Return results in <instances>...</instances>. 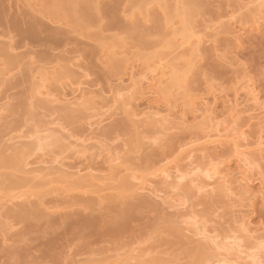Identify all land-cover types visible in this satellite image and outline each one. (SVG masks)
Returning a JSON list of instances; mask_svg holds the SVG:
<instances>
[{"label":"rangeland","instance_id":"1","mask_svg":"<svg viewBox=\"0 0 264 264\" xmlns=\"http://www.w3.org/2000/svg\"><path fill=\"white\" fill-rule=\"evenodd\" d=\"M247 1L0 0V11L2 12H0V32L8 28L6 26L4 28V25L13 21H18L22 28H26L27 24L29 25L32 21H29L31 18L36 22L38 20L41 26H38L41 28L40 31V28L37 30L38 32L30 29L32 35L28 31L30 35L28 33L24 37L16 35V39L14 38L16 42L18 41L20 48L17 47V51L11 50V52L21 54L22 59L18 64L9 65V67L2 63V66V61H0V159H2L0 160V264H155L154 261L156 264H195L200 258L202 252L200 250L204 248L200 247L209 244L208 241L206 244L205 241H197L204 237L203 234L201 237L197 236L201 228L207 229L204 230L205 234L219 235L217 240L219 243L221 241V244L233 243L229 244L232 248L234 247L233 249L230 247L232 252L236 248L238 250L239 247L248 245L246 240L248 236L245 235L241 219L247 221L249 219L248 223H251L248 225L251 226L254 234L257 233L256 236L264 235V160H261L263 163L257 161L260 167L254 163L256 168L251 170L245 167L246 169L241 170L244 165L241 166L236 152L235 155L227 145L216 148L212 146L205 150L206 152L197 151L196 149L199 148L197 143H200L198 140L200 137L203 138L202 135L210 128L209 130L204 129L206 131L202 130L207 124L200 126L204 120L202 117L196 118V112L193 109L200 99L201 104L202 99H209L215 106L214 116L216 117L213 121L216 120V122H211L215 127L223 129L232 127L231 124H233L234 129L237 126L238 132L240 128L243 129H241L242 132L245 130L249 140L257 139L260 123L264 121V114H262L264 113V17H261L264 12H259V14L262 13L261 16L259 14L255 16L260 11H256L257 7H254L258 4H254L253 1L246 3ZM179 15H186L183 17L188 19L189 26L193 28L189 30L190 32L195 30L203 37H201L203 41L207 39L206 42H202L204 44L200 45L201 51L198 50L200 54L197 51L198 58L194 57L195 52L187 53L189 51L187 43L183 47L177 44L179 40L176 39L179 37L174 36V29L176 32L183 29L180 23L183 17ZM26 21L29 22L25 25ZM237 29L239 30L236 33ZM218 31L221 32L219 35L216 34L219 33ZM57 32L62 35H57ZM38 37L41 40L37 39ZM46 38L48 41L43 40ZM7 41L9 39L0 33V46ZM114 47L117 48L114 49ZM112 52H116V54L113 53L115 56ZM190 55L193 56V59L191 57L193 67L190 71V78L188 77L186 81V87L179 89L178 92L176 89L174 94H171L172 97L168 98L170 95L167 96L163 91L164 87L162 89L164 82L160 86L152 81L154 77L156 79L159 77L156 71L160 73L161 69L167 67L168 70L175 65L176 68L185 69L186 62L183 61ZM178 62L181 64L179 65ZM158 64L159 68L161 67L160 70H157L159 69ZM149 66L151 68H148ZM153 66H157V69L152 72ZM60 67L64 71L66 67L74 71L69 76L66 74L68 77L66 75L62 77L66 72L64 73ZM145 70L149 71L147 72L148 78L155 76L152 79L147 77L144 79ZM131 71L135 72L137 79L143 75L145 82H150L148 84L142 80L148 86L141 85L142 93L145 94H139L140 97L133 100V102L136 101L134 105L129 106L138 113L135 117H132L128 111L125 112L123 99L117 101L118 103L111 101L114 88L116 89L119 84L122 86L130 83ZM139 73L144 74L140 76ZM70 76L72 79L69 78ZM41 77L45 80H41ZM50 77L56 80L53 79L51 82ZM165 78L164 81L167 80V76ZM79 80L84 81L82 83L84 85H81L83 88L86 87L84 90L88 87L87 96L90 95L92 98L91 101L88 99L87 102L81 101L84 103L81 106L78 104L70 107V110L60 102L50 101L49 103V96L37 93L39 88L44 92L48 88L53 92V96L66 92L69 97L73 98L72 96L76 93L72 91ZM168 81L169 79L165 83L167 84ZM245 82L251 85L248 84L249 91L254 92V96L257 95L255 96L256 101L245 91L247 87L244 90L247 86ZM131 93L133 96H138L136 90ZM234 95L238 96V102H241L239 108L247 110L242 112L239 119L231 118L233 111L229 109ZM190 96L197 103H190ZM212 97H216L214 98L216 102ZM187 98L190 105H187ZM106 101L111 102L109 104ZM110 106L111 111L107 109ZM252 109H255L254 112ZM156 111L160 112L156 115L159 121L155 123L151 118ZM250 112L254 115L259 113L263 117L262 119L259 117L250 119ZM130 117L133 119L131 120ZM231 119L236 121L238 119L237 125L231 122ZM37 134L39 137L41 135L42 141L39 142L40 146L34 150L32 141ZM82 142L84 146L81 145ZM195 142L198 148L193 147ZM190 144L196 151L190 148ZM190 149L195 153L191 151V154ZM187 152L190 154L188 155ZM114 158L117 159L114 160ZM37 159L40 162L47 160L48 164H42ZM24 160L30 161V165L23 166ZM10 161L12 166L13 163L22 166L12 167ZM6 164L10 166L6 167ZM44 164H47L50 170L48 172H51L47 176L48 172L46 174L44 172L48 168L43 170L46 178L43 175L40 177L41 173H36L40 178H32L31 172L26 171L33 167L42 169ZM164 164L178 165L182 173L180 174L179 171V175L183 178L178 179V172H172L177 173V178L170 177V181L167 180L166 183L161 176L162 182L157 173L161 171L159 169H163L161 165ZM209 165L221 168L228 174V177L230 175L235 179L238 178L236 179L238 181L243 180L242 184L244 180H248L245 182L248 187L246 185L245 187L250 190L252 196L246 194L245 190L242 191L244 187L239 189L245 195H239L241 192H237L238 194L233 197L230 194L228 196L226 192L223 193V190V192L220 189V191L217 190L220 187L216 184L214 185L216 189L214 188L213 191L209 189L208 192L207 189V192H199L197 189L196 192L194 189L197 187L194 188V184L199 181L202 185L207 180L202 176L203 173H200V169L204 171V168L210 167ZM196 166L199 170L195 169ZM60 167H64L67 171H61ZM168 169L174 171V167ZM240 171H247V175L243 173L245 175L240 176L242 173ZM153 173L157 175V179ZM131 174H135L132 175L135 176L134 179L130 176ZM73 175L74 178H72ZM176 176L173 174V177ZM94 177L98 178L97 181ZM151 178L154 180L152 181ZM142 179L151 181V183L147 182L151 187L154 184V188L152 187L155 191L154 195L148 191V193L131 191L132 180L137 183L143 181ZM235 179L233 178L234 186L237 182ZM173 180L177 182V185L172 183ZM76 182L81 183V186ZM125 183L128 185L126 190L124 187L126 185H123ZM238 187L234 188L237 190ZM173 201L186 204L183 206L181 203V205L176 203L177 206L183 208L174 207L171 205ZM194 221L195 226L191 223ZM193 228H196V234ZM189 229L191 231L193 229L194 237ZM252 240L250 239L249 242ZM234 241L240 243L235 242L236 248ZM248 246L243 249L246 253L248 248L252 247ZM262 253L259 255L260 259L263 256ZM244 261L238 263L246 264Z\"/></svg>","mask_w":264,"mask_h":264},{"label":"bare ground","instance_id":"2","mask_svg":"<svg viewBox=\"0 0 264 264\" xmlns=\"http://www.w3.org/2000/svg\"><path fill=\"white\" fill-rule=\"evenodd\" d=\"M158 1V0H157ZM246 1V0H245ZM253 1V3L254 4H258V6H255L254 4V7H257V9H255V8H253V9H255L256 11L257 10H260V11H258L257 13H256V15L255 16H257V14H259V12H264V0H251V1H247L246 3H248V2H252ZM72 2V1H71ZM71 2H67V3H71ZM240 2V1H239ZM241 3V2H240ZM239 3V4H240ZM66 4V3H65ZM56 5V4H55ZM71 5V4H70ZM69 5V6H70ZM244 6H248V5H245L244 4ZM243 6V7H244ZM250 6V5H249ZM71 7V6H70ZM242 11V10H241ZM1 12V11H0ZM179 12H181L180 10H179ZM232 12V11H231ZM230 12V13H231ZM238 11H236V13H237ZM2 13V12H1ZM176 13V12H175ZM262 13H260V14H262ZM259 14V15H260ZM170 15V14H169ZM175 15V14H174ZM178 15V14H177ZM176 15V16H177ZM187 15V14H186ZM186 15H179V16H181V17H183V16H186ZM223 15V14H222ZM226 15V14H225ZM254 15V13H252V16ZM258 15V17L260 18V16ZM264 15V13L262 14V18L264 17L263 16ZM176 16H173V17H176ZM219 16V15H218ZM231 16V15H230ZM255 16H253V17H255ZM178 17V16H177ZM220 17H222V16H220ZM226 17V16H225ZM258 17H256L257 19H258ZM228 18V17H227ZM233 18V17H232ZM2 19H3V17H2ZM30 19V18H29ZM28 19V20H29ZM222 19V18H221ZM254 19V18H253ZM32 20V21H31ZM35 20V19H34ZM32 18L29 20V21H31L30 22V24L28 25L27 24V26L28 27H24V28H22L21 26H20V24L18 23V21H13L12 23H9L8 25H4V28H6V27H8V28H6L5 29V31H4V29H3V31L2 32H0L2 35H4V37H7V39H9V41H7V43H4L2 46H0V57H1V60L0 61H2L1 62V64L3 63V64H5V65H15V64H18L19 62H20V59H22V58H20V55L21 54H14V53H12L11 52V50H16L17 51V47L18 48H20L19 46V43H18V41L16 42L15 40H14V38L16 37V35H19V36H21V37H24L27 33H28V31H30V29L31 30H38L41 26H40V23H38V20H37V22L36 21H34ZM237 20V19H236ZM236 20H234L235 22H236ZM255 20V19H254ZM6 21H8L7 19H6ZM11 21V20H10ZM29 21H26V22H24V24L25 23H27V22H29ZM180 21V20H179ZM220 21V20H219ZM228 21H230L229 19H228ZM238 21V20H237ZM1 22H2V20H1ZM191 22H193V21H191ZM181 26H182V28L183 29H181V30H178L177 32L175 31V29H174V36L177 38V37H179V39H176L174 36H172V38L174 37L176 40H179L178 42L179 43H177L178 45H179V47L180 46H184V44L186 45V43L189 45H187L189 48L187 49V50H189V51H187V53H191V54H193L194 52V57L195 56H197V57H195V58H198V55H196V54H198L201 50V48H200V45H201V43L202 42H206L207 41V39H204V41H203V37L202 36H200L198 33H197V31H195L194 30V32H190L191 30L190 29H192L193 30V28H191L190 26H189V21H188V19H185L184 17L181 19ZM256 23V22H255ZM263 23V22H262ZM261 23V24H262ZM217 24V23H216ZM219 24V23H218ZM223 24V23H222ZM239 24V23H238ZM260 24V23H259ZM26 25V24H25ZM191 25V24H190ZM210 25V24H209ZM227 25V24H226ZM230 25V24H229ZM6 26V27H5ZM38 26H40L39 28H38ZM219 26V25H218ZM224 26V25H223ZM228 26V25H227ZM234 26V25H233ZM255 26H257V24H255ZM209 27V26H208ZM177 28V27H176ZM205 28V27H204ZM239 28V27H238ZM178 29V28H177ZM218 29H219V27H218ZM221 29H223V28H221ZM225 29V28H224ZM258 29V28H257ZM41 30V28L39 29V31ZM190 30V31H189ZM212 30H214L215 31V29H213L212 28ZM226 30V29H225ZM239 29H237L236 30V33H237V31H238ZM52 31V30H51ZM57 31V30H56ZM207 31V30H206ZM233 31V30H232ZM15 32V33H14ZM32 31H30V33H31ZM38 32V31H37ZM41 32H43V31H41ZM217 32V31H216ZM219 32V31H218ZM235 32V31H234ZM13 33V34H12ZM36 33V32H35ZM34 33V34H35ZM53 32H51V34H52ZM197 33V34H196ZM221 32H219V33H216V34H220ZM57 35L59 34L58 32L56 33ZM56 34L54 35V36H56ZM196 34V35H195ZM201 34V33H200ZM215 34V35H216ZM28 35H30L29 33H28ZM31 35H32V33H31ZM38 35H40L39 33H38ZM60 35V34H59ZM62 35V34H61ZM60 35V36H61ZM232 35V34H231ZM36 36V35H35ZM34 36V38H36ZM53 37V36H52ZM202 37V38H201ZM19 38V40H20V37H18ZM54 38V37H53ZM56 38V37H55ZM62 38V37H61ZM173 38V39H174ZM206 38V37H205ZM209 38V37H208ZM236 38V37H235ZM16 39V38H15ZM37 39H40L39 37L37 38ZM22 40V39H21ZM41 40V39H40ZM43 40H47V38L46 39H43ZM175 40V41H176ZM209 40V39H208ZM217 40H218V38H217ZM48 41V40H47ZM212 41H213V39H212ZM45 42V41H44ZM215 42H217V41H215ZM26 43V42H25ZM21 44V43H20ZM49 44V43H48ZM202 44H204V43H202ZM0 45H1V42H0ZM27 45V44H26ZM113 45H115V44H113ZM177 45V46H178ZM21 46H23V45H21ZM50 47H52V45L50 46ZM112 48H113V46H111ZM202 47H203V45H202ZM107 48V47H106ZM115 48H117V47H114V49ZM204 49V48H203ZM52 50V49H51ZM106 50H108V49H106ZM179 50V49H178ZM190 50H192V51H190ZM198 50H200V51H198ZM109 51V50H108ZM111 51V50H110ZM109 51V52H110ZM181 51V50H180ZM197 51H198V53H197ZM116 52H118V50H116ZM116 52L114 53V52H112V55H114V54H116ZM182 52V51H181ZM43 53H47V52H43ZM114 53V54H113ZM189 53V54H190ZM181 55H182V53H180ZM180 54H178L179 56H180ZM200 54V53H199ZM115 56V55H114ZM117 57V56H116ZM178 57V56H177ZM188 57V56H187ZM186 57V59H185V61H183V59L181 58V60L183 61V62H186L184 65L186 66V68L184 69L183 67H181V69H179V68H176L177 66L175 65V67H171V68H169L168 70H167V67L166 68H164V69H161V67L159 68V64L157 65L158 66V68L159 69H157V66H153L152 67V69H151V71L153 72V71H155L156 69L157 70H160L161 69V72L159 73V71H156V74H159V75H157V76H159L157 79L154 77L155 75H154V73H152L151 71H150V73H152L154 76H152V78H148L147 76H148V74H147V72H149V71H146L145 70V74L146 75H144L145 77H144V79H146V77L148 78V79H152V81H153V83H155L156 85L157 84H161L162 85V83L165 85L166 83V81L169 79V81L167 82V84L164 86V85H162V89H163V87H164V89H163V91L167 94V96H169L170 95V97H168V98H171L172 97V95L171 94H174V91H176V89H177V92H178V90L179 89H181V88H183L184 86H185V84H187V82L186 81H188L187 79H188V77H189V75H190V71H191V68L193 67V56L192 55H190L188 58ZM191 57H192V59H191ZM184 58V57H183ZM158 59V58H157ZM156 60V59H155ZM160 60H162V58L160 59ZM180 60V59H179ZM198 60V59H197ZM22 61V60H21ZM123 61V60H122ZM157 61V60H156ZM171 61V60H170ZM181 61V62H182ZM195 61V60H194ZM197 62V61H196ZM77 63V62H76ZM156 63V62H155ZM155 63L153 64V65H155ZM174 63V62H173ZM179 63V62H178ZM3 64H2V66H3ZM119 64H121V63H119ZM125 64V63H124ZM163 64H165L164 62H163ZM169 64V63H168ZM170 64H171V62H170ZM181 63H179V65H180ZM76 65V64H75ZM166 65H167V63H166ZM1 66V65H0ZM182 66V65H181ZM10 67V66H9ZM73 67V66H72ZM62 70H63V68L62 67H60ZM65 68V67H64ZM77 68V67H76ZM148 68H151L150 66L148 67ZM183 68V69H182ZM60 69V70H61ZM66 70L64 71V73L65 74H63V76L62 77H65V75L67 74L68 76L69 75H71L72 73V71H74V70H71L69 67L67 68H65ZM70 69V70H69ZM73 69V68H72ZM4 70V69H3ZM149 70V69H148ZM5 71V70H4ZM52 72V71H51ZM61 72V71H60ZM60 72H58V73H60ZM132 72V71H131ZM131 72H130V74H131ZM144 72V71H143ZM158 72V73H157ZM42 73H43V70H42ZM50 73V72H49ZM135 73V72H134ZM133 72H132V74L129 76L130 77V79H129V81H130V83L128 82V83H125L124 85H122V86H120V84L117 86V88L115 89L114 88V93H113V95H112V100L111 101H113V102H117V101H119L120 99L122 100L123 99V101L122 102H124L123 104V106L125 107V109H126V111L125 112H127L128 111V113L130 114V115H132V117L134 116H136L138 113H136L133 109H131V107H129V106H131V105H134V103L136 102H133V100H137L138 99V97H140L139 96V94H145V93H142V90H141V85H143L144 83H146L145 82V80L143 79V75L142 74H144V73H142V74H140L139 73V75L142 77V79H141V77L140 76H138V78L140 77V79H137L136 77H135V74H134ZM52 74H55V73H52ZM51 74V75H52ZM50 75V76H51ZM58 75H60V74H58ZM66 75V76H67ZM40 76H42V74L40 75ZM61 76V75H60ZM67 76V77H68ZM156 76V77H157ZM167 76V80L166 81H164V79H166L165 77ZM49 77V76H48ZM53 77H54V75H53ZM72 77H74V75L72 76ZM245 77V76H244ZM42 78V77H41ZM69 78H71V76L69 77ZM190 78V77H189ZM246 78V77H245ZM52 80L51 82H53V79H55L56 80V78H53L52 79V77H50L49 78V80ZM72 79V78H71ZM41 80H45L44 78H42ZM55 80H54V82H55ZM142 80H144L143 82H142ZM154 80H156L155 82H154ZM81 80H79L78 81V83L77 84H75V87L73 88L74 90L72 91V93H76L74 96H72L73 98H71V97H69V95H67L66 94V92L65 93H61L60 95H57L56 96V94H55V96H53V92H51V91H49L48 90V88H47V90H46V92H44V90L42 91L40 88H39V90H38V92H37V89L35 90L37 93H39V94H44V95H46V96H49V103H50V101L51 102H60V103H62L63 105H65L66 106V108H69V110H70V107H72V106H74V105H80L81 106V104L83 103V102H81V101H86L87 99L88 100H90L92 97L89 95V96H87V94L89 93L88 92V87H87V90H84L85 88H83L82 87V85H84V84H82L84 81H82V82H80ZM248 81V80H247ZM50 82V81H49ZM73 82V81H72ZM249 82H250V80H249ZM42 83V82H41ZM148 84L150 83V82H147ZM246 84H247V86H245V85H243V86H245L244 87V90L246 89V87H247V89L245 90V91H247L248 93H249V97L252 95V98L254 99L255 98V96L257 97V95H253V93L254 92H251V91H249L250 90V87H249V83H247V82H245ZM47 84H48V82H47ZM46 84V85H47ZM74 84V83H73ZM82 84V85H81ZM249 84V85H248ZM50 85V84H49ZM57 85V84H56ZM61 85V84H60ZM62 85H63V83H62ZM81 85V86H80ZM145 86H146V84H144ZM160 85V86H161ZM44 86V85H43ZM154 86V85H153ZM251 86V85H250ZM146 87H148V86H146ZM151 87V86H150ZM186 87V86H185ZM36 88H37V86H36ZM161 88V87H160ZM158 89V88H157ZM133 90H136V93H138V96H133V94L131 93V91L133 92ZM148 89H146V91H147ZM159 90V89H158ZM189 90V89H188ZM252 90V89H251ZM150 91V90H149ZM148 91V92H149ZM172 91H173V93H172ZM190 91V90H189ZM253 91V90H252ZM61 92V91H60ZM145 92V91H144ZM155 92V91H154ZM157 92V91H156ZM162 92V91H161ZM180 92V91H179ZM247 92H245L246 93V95L248 96V93ZM71 93V94H72ZM129 93H131V94H129ZM150 93H152V91L150 92ZM160 93V92H159ZM169 93V94H168ZM212 93V92H211ZM210 93V94H211ZM244 93V94H245ZM251 93V94H250ZM185 94V93H184ZM191 94H193L192 92H191ZM235 94V93H234ZM236 94H238V93H236ZM79 95V96H78ZM92 95V94H91ZM128 95V96H127ZM186 95V94H185ZM239 95V94H238ZM50 96L52 97V98H50ZM98 96H99V94H98ZM167 96H165V97H167ZM174 96V95H173ZM188 96V95H187ZM213 96V95H212ZM186 97V96H185ZM197 97V96H196ZM233 97V96H232ZM237 97L238 96H235L234 95V99H233V101H232V99H231V102H230V104H229V109L231 110V112L233 113V117L231 116V118H240V116H241V114H242V112H245V111H247V110H242V109H240L239 108V105H240V103L238 102V99H237ZM97 98H99V97H97ZM182 98V97H181ZM184 98V97H183ZM182 98V99H183ZM192 97L190 96V101H188L189 99L187 98V100L186 101H188V103H187V105L189 104L190 105V103H192V104H194V102H196L194 99H191ZM200 98V97H199ZM213 98V97H212ZM214 98H216V97H214ZM213 98V99H214ZM229 98V97H228ZM47 99V98H46ZM198 99V98H197ZM205 99V98H204ZM204 99H202V104H201V102H199L198 100V104H199V106H194L193 107V109H194V112H196V118H198V117H202L203 118V122H202V124H200V126H202V125H205V124H207L206 125V127H200V128H202V130L203 131H206L208 128H210V130L209 131H206V133L204 134V135H202L203 136V138L202 137H200V139L198 140L200 143H197V145H199L198 147H197V145H196V142H198L197 140H195L196 142L194 143V146L193 147H195V148H198V149H196L197 151H202V150H208V148L209 147H212L213 146V148H216V147H218V146H225V145H227V146H229V148L232 150V151H234V154H235V152H236V156L237 157H239V161L241 162V166H243L244 165V167H240L241 168V170L242 169H251L252 170V168H254L255 166H254V163H255V165H256V163L258 164V162L260 161V162H262L263 160H264V121H262L261 123H260V130H259V135H257L258 137H257V139L256 140H249L248 139V137L246 136V133L243 131H241V129L242 128H240V132H238L237 131V129H236V127H235V129H234V126H233V124H231L232 125V127L230 126V124H229V126L230 127H224L223 129H219L218 128V126H216L215 127V125H213L211 122H216V120H214L213 121V119H214V117H216V116H214V108H215V106H214V104H213V102L212 101H209V99L208 100H206L205 99V101H203ZM212 99V100H213ZM218 99V98H217ZM247 99V98H246ZM253 99H250V100H253ZM93 100V99H92ZM248 100V99H247ZM246 100V101H247ZM255 101H256V98L254 99ZM84 101V102H85ZM91 101V100H90ZM110 101V102H111ZM175 101V100H174ZM184 101V100H183ZM255 101H253V103L255 102ZM87 102V101H86ZM100 102V101H99ZM107 102V101H106ZM105 102V103H106ZM109 102V101H108ZM107 102V103H108ZM110 102H109V104H110ZM121 102V101H120ZM119 102V103H120ZM172 102V101H171ZM190 102V103H189ZM214 102H216L215 101V99H214ZM251 102V101H250ZM90 103V102H89ZM118 103V102H117ZM117 103H115V104H117ZM173 103V102H172ZM182 103H185V102H182ZM185 103V104H186ZM197 103V102H196ZM252 103V104H253ZM256 103V102H255ZM254 103V104H255ZM258 103V102H257ZM46 104V103H45ZM84 104V103H83ZM82 104V105H83ZM94 104V103H93ZM99 104V103H98ZM104 103H102V105H103ZM109 104H107V105H109ZM137 104V103H136ZM168 104V103H167ZM191 104V105H192ZM213 104V105H212ZM259 104V103H258ZM47 106L49 105V104H46ZM104 105H106V104H104ZM113 105V104H112ZM111 105V106H112ZM216 105V104H215ZM256 105V104H255ZM111 106L108 108L107 107V109H110L111 108ZM183 106H184V104H183ZM104 107H106V106H104ZM112 107H114V106H112ZM133 107V106H132ZM160 107V106H159ZM128 108V109H127ZM129 108H130V110H129ZM112 109V108H111ZM111 109H110V111H111ZM124 109V110H125ZM160 109V108H159ZM65 110V109H64ZM63 110V111H64ZM133 110V111H132ZM158 110V109H157ZM253 110V109H252ZM255 110V109H254ZM254 110H253V112H254ZM257 110V109H256ZM107 111H109V110H107ZM249 111H250V109H249ZM248 111V112H249ZM68 112V111H67ZM71 112H73V111H71ZM159 112L160 111H156V112H154L153 113V117L151 118V119H153L152 121L153 122H158L159 121V119L157 120V116L156 115H159ZM169 112H171V111H169ZM168 112V113H169ZM216 112H217V110H216ZM262 112V111H261ZM112 113V112H111ZM111 113H110V115H111ZM112 114H114V112L112 113ZM152 114V113H151ZM150 114V115H151ZM250 114H251V112H250ZM258 114V115H257ZM261 114V113H260ZM262 114H264V113H262ZM100 115V114H99ZM98 115V116H99ZM102 115V114H101ZM145 115V114H144ZM149 115V117H151ZM169 115V114H168ZM170 115H171V113H170ZM105 116V115H104ZM162 116V115H161ZM160 116V117H161ZM264 116V115H263ZM262 116V117H263ZM100 117V116H99ZM110 117V116H109ZM128 117V116H127ZM132 117H130L131 118V120L133 119ZM148 117V116H147ZM159 117V116H158ZM159 117V118H160ZM163 117V116H162ZM161 117V118H162ZM258 117L260 118V119H262V117L259 115V113H256L255 115L254 114H251L250 115V119H258ZM164 118V117H163ZM101 119V118H100ZM166 119V118H165ZM173 119V118H172ZM179 119V118H178ZM182 119V118H181ZM189 119V118H188ZM238 119H237V121H238ZM259 119V120H260ZM105 120V119H104ZM168 120H169V118H168ZM232 120V121H231ZM230 121L231 122H234V124L235 125H237V121L236 120H233V119H231ZM96 121H97V119H96ZM103 121V120H102ZM236 121V122H235ZM99 122H101V120H99ZM133 122V121H132ZM138 122V121H137ZM252 122V121H251ZM250 122V123H251ZM249 123V124H250ZM257 123H258V121H257ZM96 123H94V125H95ZM133 124V123H132ZM135 124V123H134ZM154 124V123H153ZM178 124V123H177ZM198 124V125H197ZM196 125L197 126H199V123H197ZM252 124V123H251ZM91 125H93L92 124V122H91ZM155 125V124H154ZM208 125H211V126H208ZM218 125H220V124H218ZM239 125V124H238ZM173 126V125H172ZM214 126V128H211V127H213ZM90 127V126H89ZM97 127V126H96ZM174 127V126H173ZM95 128V127H94ZM194 128H195V126H194ZM199 128V127H198ZM164 129V128H163ZM167 129H168V127H167ZM204 129H206V130H204ZM239 129V128H238ZM165 130V129H164ZM199 130H201V129H199ZM243 130V129H242ZM166 131V130H165ZM39 133V132H38ZM39 134H37L36 135V139L34 140L33 139V146H31V147H33V149L35 148V149H37V147L38 146H40V141H42V139H40L41 138V135H40V137L38 136ZM38 136V137H37ZM14 138V137H13ZM16 138V137H15ZM38 138V139H37ZM198 138V137H197ZM40 139V140H39ZM85 139V138H84ZM202 139V141H200ZM12 140V139H11ZM86 140V139H85ZM89 140V139H88ZM78 141V140H77ZM84 141V140H83ZM87 141V140H86ZM90 141V140H89ZM192 141V140H191ZM31 142V143H32ZM40 142V143H39ZM80 142V141H79ZM88 142V141H87ZM194 142V141H193ZM34 143H35V145H34ZM89 143V142H88ZM139 143V142H138ZM137 143V144H138ZM190 143V142H189ZM13 144V143H12ZM12 144H11V146H12ZM79 144H81V143H79ZM192 145H193V143H191ZM190 144V145H191ZM28 145V144H27ZM81 145H83L84 146V144H83V142H82V144ZM88 145V144H87ZM183 145V144H182ZM182 145H181V147H182ZM186 145V144H185ZM192 145L190 146V148L192 147ZM196 145V146H195ZM180 146V145H179ZM87 147V146H86ZM191 148V149H194V148ZM233 147V148H232ZM16 148V147H15ZM83 148V147H82ZM186 148V147H185ZM185 148H183V149H185ZM31 149V148H30ZM34 149V150H35ZM189 150V152L191 153V151L193 152L194 150ZM234 149V150H233ZM195 150V151H196ZM177 151V150H176ZM181 151H182V149H181ZM188 151V150H187ZM195 151H194V153H195ZM200 151V152H201ZM203 151V152H204ZM206 152V151H205ZM18 153V152H17ZM27 153V152H26ZM189 153V154H190ZM19 154V153H18ZM177 154V153H176ZM187 154H188V152H187ZM188 154V155H189ZM192 154V153H191ZM202 154V153H201ZM232 154H233V152H232ZM1 155V154H0ZM3 155V154H2ZM21 155H22V153H21ZM25 155V154H24ZM187 155V156H188ZM239 155V156H238ZM19 156V155H18ZM17 156V159L19 158ZM255 156H257L256 157V159H255ZM4 157V156H3ZM2 157V158H3ZM22 157V156H21ZM191 157V156H190ZM206 157V156H205ZM208 157H210V156H208ZM5 158V157H4ZM7 158V157H6ZM16 158V157H15ZM14 158V159H15ZM42 158V157H41ZM167 158V157H166ZM186 158H188V157H186ZM10 160H11V158H9ZM21 159V158H20ZM45 159V158H44ZM117 159V158H116ZM115 158H114V160H116ZM210 159V158H209ZM0 160H2V159H0ZM4 160V159H3ZM13 160V159H12ZM26 160V159H25ZM24 160V165L23 166H28V165H30V161L28 162V161H25ZM33 160V159H32ZM176 160V159H175ZM208 160V159H207ZM262 160V161H261ZM6 161V160H5ZM14 161V163H16L15 162V160H13ZM20 161V160H19ZM37 161L38 162H40L38 159H37ZM36 161V162H37ZM256 161V162H255ZM258 161V162H257ZM2 163H3V161H1ZM32 162H34V161H32ZM36 162H34V163H36ZM42 162V161H41ZM40 162V163H41ZM113 162H115V161H113ZM169 162H171V161H169ZM238 162V161H237ZM240 162H239V165H240ZM259 162V163H260ZM13 163V166H12V164H11V161H10V165L12 166V167H14V166H16V165H21V164H14ZM23 163V162H22ZM43 163H47V160L44 162H42V164ZM50 163V162H49ZM111 163V162H110ZM116 163V162H115ZM166 163V162H165ZM173 163H175V162H173ZM177 163V162H176ZM210 163V162H209ZM208 163V164H209ZM263 163V162H262ZM48 164V163H47ZM47 164H44L41 168L42 169H36V167H35V169H34V167H33V169H31L30 167V169H28V170H26L27 171V173H28V171H29V173L31 172V177L32 178H36V177H39V175L38 174H36V173H41L40 174V177H43L44 176V178H46L45 176L47 175H49V174H51V172H48V170H49V168L46 166ZM50 164H52V162L50 163ZM59 164V163H58ZM60 164H61V162H60ZM113 164V163H112ZM118 164V163H117ZM169 164V163H168ZM199 164V163H198ZM204 164V163H203ZM208 164H206L207 166H208ZM243 164V165H242ZM7 165L8 166H10L9 164H6V167H7ZM32 165V164H31ZM54 165V164H53ZM66 165V164H65ZM172 165V164H171ZM201 165H202V163H201ZM205 165V164H204ZM259 165V164H258ZM3 166V165H2ZM22 166V165H21ZM35 166V165H34ZM36 166H38V164L36 165ZM41 166V165H40ZM52 166V165H51ZM50 166V167H51ZM210 167H207V168H204V171H201V169H200V173L202 172L203 173V175L202 176H204L207 180L206 181H204V182H206L205 184H203L202 183V185H201V183H199V181H198V183H196V184H194V183H192V184H194V188H196V189H194L196 192L199 190V192L201 191V192H207V189H208V192L211 190V191H213V189L216 187V186H219L220 188H217V190H221V192H223V193H225V194H230V195H232V197L234 196V195H236V194H238L239 192H241V193H239V195H245V193L246 194H249V195H251L250 194V190L248 189V188H246L245 187V185L247 184H245V182H247V181H245L244 180V184H242V182H243V180L242 181H238V180H236V179H238V178H236L235 179V177H230V175H229V177H228V174L224 171V170H222L221 168L219 169V168H216V167H214V165H213V167L211 166V165H209ZM253 166V167H252ZM261 165H259V167H260ZM53 167V166H52ZM57 167V166H56ZM108 167H110V166H108ZM112 167V166H111ZM165 167H167V168H165ZM172 168L173 169V167H174V171H171V169H168V168ZM191 167V166H190ZM194 166H192L191 168H193ZM198 166H196V168L195 169H197V170H199V167L197 168ZM205 167V166H204ZM246 167V168H245ZM258 167V166H257ZM16 168V167H15ZM14 168V169H15ZM18 168H19V166H18ZM24 167H22V169H23ZM48 168V169H47ZM61 168V167H60ZM59 168V169H60ZM64 168V167H63ZM63 168H61V171H63V172H65V171H67L65 168L63 169ZM79 168V167H78ZM81 168V167H80ZM161 168H163V169H159V170H161L160 172H158L157 173V175H158V177L160 176V178H161V176L163 177V179L165 180V182L167 181V180H169L170 181V177H172V179H175V178H177V176L179 175V171H180V168H179V166L178 165H176L175 166V164H174V166L172 165V166H167L166 164H164V165H161ZM176 168H178L179 170H177ZM256 168V167H255ZM20 169H21V167H20ZM20 169H19V171H20ZM25 169H27V168H25ZM46 170L45 172H44V174H46L47 172V174L46 175H43V170ZM50 169H52V168H50ZM85 169H86V167H85ZM126 169V168H125ZM194 169V170H195ZM224 169H226V167L224 168ZM57 170H58V168H57ZM81 170V169H80ZM109 170H110V168H109ZM129 170V169H128ZM177 170V171H176ZM203 170V169H202ZM222 170V171H221ZM255 170V169H254ZM253 170V171H254ZM258 170V169H257ZM50 171V170H49ZM82 171V170H81ZM190 171H191V169H190ZM225 173H224V172ZM227 171V170H226ZM256 171V170H255ZM25 172V171H24ZM126 172H128V171H126ZM172 172H178V175H177V173H172ZM192 172H194V171H192ZM229 172V171H228ZM242 171H240V173H241ZM247 172V171H246ZM246 172H242L241 173V175L240 176H243V175H245L246 174ZM250 172V171H249ZM248 172V173H249ZM26 173V174H27ZM72 173V172H71ZM84 173V172H83ZM95 173V172H94ZM129 173V172H128ZM156 173V172H155ZM189 173V172H188ZM201 173V174H202ZM233 173V172H232ZM243 173H245V174H243ZM261 173V172H260ZM58 174V173H57ZM70 174V173H69ZM78 174H79V172H78ZM85 174V173H84ZM115 174V173H114ZM154 174V173H153ZM173 174L176 176V177H173ZM180 174H182L181 173V171H180ZM43 175V176H42ZM89 175V174H88ZM87 175V176H88ZM93 175V174H92ZM96 174H94V176H95ZM116 175V174H115ZM132 175H135V174H131L130 176H132ZM139 175V174H138ZM149 175V174H148ZM147 175V176H148ZM155 175V177L157 176L156 174H154ZM154 175H150L151 177H153ZM184 175V174H183ZM247 175V174H246ZM54 176H56V174L54 175ZM72 176V175H71ZM90 176H91V174H90ZM89 176V177H90ZM117 176H118V174H117ZM116 176V177H117ZM142 176H144V175H142ZM146 176V177H147ZM185 176V175H184ZM233 176V175H232ZM29 177V176H28ZM39 177V178H40ZM51 177V176H50ZM58 177H59V175H58ZM91 177H93V176H91ZM90 177V178H91ZM134 177L135 176H132V179H134ZM137 177V176H136ZM140 177V176H139ZM154 177V178H155ZM158 177H156V179L158 178ZM182 179L183 177L181 176V175H179L178 176V179H180V178ZM245 177V176H244ZM246 177H248V176H246ZM254 177V176H253ZM257 177V176H256ZM72 178H74V175H73V177ZM81 178V177H80ZM88 178V177H87ZM94 178H96V177H94ZM105 178V177H104ZM138 178V177H137ZM154 178H151V180L153 179L154 180ZM159 178V179H160ZM170 178V179H169ZM204 178V179H205ZM230 178H231V180H230ZM233 178L235 179V181H237L236 182V187H238V189L240 188V187H244L245 189H242V191H244L245 193L244 194H242L243 192L242 191H240V189L238 190H236V188H234L235 186L233 185ZM241 178V177H240ZM243 178V177H242ZM29 179V178H28ZM42 179V178H41ZM76 179H77V177H76ZM89 179V178H88ZM93 179V178H92ZM97 179L98 178H96V181H97ZM106 179H108V177L106 178ZM113 179V178H112ZM130 179V178H129ZM140 179V178H139ZM144 179V178H143ZM142 179V180H143ZM149 180H150V177L148 178ZM143 180V181H139V182H137L136 183V181H135V183L133 182V180H132V183H133V185H131V184H129V185H131V191L132 192H146V193H148V192H151V193H155V191H154V189H152V187L154 188V184H153V182H152V184H153V186L151 187V185L149 184V183H147V182H150L151 183V181H149V180ZM162 179V178H161ZM163 179H162V182H163ZM193 179V178H192ZM204 179H201V180H204ZM248 179V178H247ZM44 180V179H43ZM51 180V179H50ZM78 180V179H77ZM76 180V181H77ZM93 180H95V179H93ZM119 180V179H118ZM136 180V179H135ZM152 180V181H153ZM40 181H42V180H40ZM52 181V180H51ZM50 181V182H51ZM79 181V180H78ZM81 181V180H80ZM100 181V180H99ZM110 181V180H109ZM123 181H124V179H123ZM168 181V182H169ZM172 181V180H171ZM175 180H173V182L172 183H176V185H177V182H174ZM178 181V180H177ZM191 181V180H190ZM189 181V182H190ZM194 181H196L195 179H194ZM54 182V181H53ZM83 183L85 182V181H82ZM87 182V181H86ZM91 182V181H90ZM95 182V181H94ZM164 182V183H165ZM179 182H181V180H179ZM202 182V181H201ZM241 184V186H240V184ZM262 182V181H261ZM44 183V182H43ZM56 183V182H55ZM77 183V182H76ZM82 183V184H83ZM100 183H101V181H100ZM118 183H119V181H118ZM167 183V182H166ZM54 184V183H53ZM78 184V183H77ZM80 184V186H81V183H79ZM78 184V185H79ZM87 184V183H86ZM105 184V183H104ZM135 184V185H134ZM191 183H189V185H190ZM198 184H200V185H198ZM216 184V186H214ZM234 184H235V182H234ZM237 184H238V186H237ZM48 185V184H47ZM47 185H45V186H47ZM84 185V184H83ZM92 185V184H91ZM97 185V184H96ZM106 185V184H105ZM123 185H126V183L125 184H123ZM175 185V186H176ZM179 185V184H178ZM188 185V186H189ZM242 185H244V186H242ZM248 185V184H247ZM246 185V186H247ZM53 186H57V185H53ZM80 186H78V187H80ZM94 186V185H93ZM109 186V185H108ZM108 186H105L106 188H108ZM122 186V185H121ZM214 186V187H213ZM234 186V187H233ZM264 186V185H263ZM262 186V187H263ZM115 187V186H114ZM125 187V190L128 188V185H126V186H124ZM127 187V188H126ZM133 187H134V189H133ZM208 187V188H207ZM210 187V188H209ZM248 187V186H247ZM60 188V187H59ZM86 188V187H85ZM122 188V187H121ZM191 188V187H190ZM212 188V189H211ZM234 188V189H233ZM251 188V187H250ZM57 189V188H56ZM95 189V188H94ZM123 189V188H122ZM121 189V190H122ZM193 189V188H192ZM192 189H190L191 191H192ZM198 189V190H197ZM210 189V190H209ZM216 189V188H215ZM214 189V190H215ZM252 189V188H251ZM64 190H65V188H64ZM77 190V189H76ZM120 190V191H121ZM129 190V189H128ZM187 190H188V188H187ZM219 190V191H220ZM223 190V191H222ZM236 190V191H235ZM264 190V189H263ZM39 191V190H38ZM74 191V190H73ZM89 191V190H88ZM148 191V192H147ZM194 191V192H195ZM247 191H248V193H247ZM37 192V191H36ZM40 192V191H39ZM87 192V191H86ZM124 192V191H123ZM131 192V193H132ZM238 192V193H237ZM263 191L261 190V194H263L262 193ZM31 193V192H30ZM33 193V192H32ZM59 193V192H58ZM125 193V192H124ZM154 193H153V195H154ZM137 194V193H136ZM138 194H140V193H138ZM257 194V193H256ZM33 195H34V193H33ZM168 195V194H167ZM166 195V196H167ZM170 195H172V194H170ZM248 195V196H249ZM255 195V194H254ZM20 196V195H19ZM29 196V195H28ZM135 196V195H134ZM229 196V195H228ZM252 196V195H251ZM20 197H23V196H20ZM20 197H18V198H20ZM174 197V196H173ZM245 197V196H244ZM25 198H27V197H25ZM156 198V197H155ZM158 198V197H157ZM168 198H170V197H168ZM240 198H241V196H240ZM243 198V197H242ZM21 199H23V198H21ZM28 199H29V197H28ZM178 199V198H177ZM246 200H247V197L245 198ZM249 199V198H248ZM169 200V199H168ZM181 200V199H180ZM240 200H242V199H240ZM244 200V199H243ZM9 201H11V200H9ZM170 201H171V198H170ZM176 201H178L179 202V200H176ZM183 201V200H182ZM239 201V200H238ZM178 202H172L171 203V205L172 206H177V204L176 203H178ZM4 203V202H3ZM10 203V202H9ZM13 203V202H12ZM175 203V204H174ZM181 204H182V202H180ZM180 203H178V204H180ZM184 203V202H183ZM249 203V202H248ZM180 204V205H181ZM184 204H186V203H184ZM184 204H182L183 206H184ZM240 205L242 206L243 204H241V202H240ZM244 206H246V204L244 203ZM243 206V207H244ZM249 206V205H248ZM177 207H180V208H183V207H181V206H177ZM246 214V213H245ZM246 216V215H245ZM244 218V217H243ZM246 218H247V216H246ZM191 219V218H190ZM190 219H187V220H190ZM193 220V219H192ZM243 222H242V226H243V230L247 233H245V235L246 236H248L247 238H246V240L248 241V245H249V243H250V245L248 246V245H246V246H248V247H250V246H252V247H250V248H248V251H247V248H246V251H247V253L243 250V249H245V247H241L242 248V250H241V248L239 249L238 248V250H236L237 248H236V246H235V244L237 243L236 241H234V246H235V251L233 250V252L231 251L233 248L231 247V245L233 244V243H229V244H231V245H229L228 244V242H226L228 245H229V248H228V245L227 244H225V246L227 245V248H225V246H224V244H221L222 242L220 241V243H219V241L217 240V239H219L218 237H219V235H212L211 236V234L210 235H208V233H206L205 234V232H204V230H207V229H204L203 230V228H201V227H199V228H201L200 230L198 229V227H197V231L199 230L200 232L198 233L197 231H195V229H194V233L196 234V232H197V236H203L204 235V237H201V238H203V239H198L197 241H199V240H202V241H205V244H206V241H208L209 242V244H207L206 246H201L200 248L202 249L203 247V249L202 250H200V249H198V251L200 250V251H202L201 252V255H200V258L197 260V262H195V264H237L239 261H244V262H246V264H248V263H250V264H264V254L262 253V252H264V235L262 236V235H257L256 236V234H254L253 233V229H251V226L249 227V223H251V222H249L248 223V221H249V219H248V221L246 220V219H241ZM240 220V221H241ZM196 221V220H195ZM191 222V223H193V225H194V223L196 224V222ZM189 222V221H188ZM249 224V225H248ZM252 225V224H251ZM190 226V225H189ZM195 226V225H194ZM188 227V226H187ZM190 227H192V225L190 226ZM204 227V226H203ZM254 227V226H253ZM252 227V228H253ZM257 227V226H256ZM259 227V226H258ZM262 227V226H261ZM260 228V227H259ZM193 229H192V231H193ZM240 229H242V228H240ZM187 230V229H186ZM190 230V229H189ZM242 230V232H244ZM258 230V229H257ZM188 231V230H187ZM186 231V232H187ZM191 230H190V232H192ZM209 232V231H208ZM210 233V232H209ZM192 234H193V232H192ZM195 234H193V237H194V235ZM203 234V235H202ZM259 234V233H258ZM196 237V236H195ZM216 237V238H215ZM245 237V236H244ZM205 239V240H204ZM235 239V238H234ZM252 240V242H249V240ZM231 242H233V241H231ZM236 242V243H235ZM198 243V242H197ZM204 244V243H203ZM237 244H240L239 242L237 243ZM198 245V244H197ZM202 245V244H201ZM223 245V246H222ZM243 245V244H242ZM199 246V245H198ZM197 246V247H198ZM239 246V245H238ZM237 246V247H238ZM197 247L195 248V249H197ZM230 247L232 248V249H230ZM199 248V247H198ZM209 251H208V250ZM230 249V250H229ZM203 250H204V252H203ZM206 250V251H205ZM252 250V252H250ZM260 253H262L263 254V256H262V258L260 259V257L261 256H259L260 255ZM261 254V255H262ZM198 255V254H197ZM196 259V258H195ZM195 261V260H194ZM249 261V262H248ZM155 262V264H156V261H154ZM153 262V263H154ZM151 263V262H150ZM158 263H160V262H158ZM162 264V263H161ZM171 264V263H170ZM239 264V263H238ZM242 264V263H241Z\"/></svg>","mask_w":264,"mask_h":264}]
</instances>
